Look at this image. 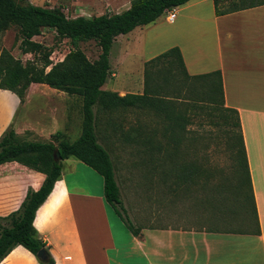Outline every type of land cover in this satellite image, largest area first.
<instances>
[{
	"label": "crops",
	"instance_id": "crops-1",
	"mask_svg": "<svg viewBox=\"0 0 264 264\" xmlns=\"http://www.w3.org/2000/svg\"><path fill=\"white\" fill-rule=\"evenodd\" d=\"M207 6L210 13H205ZM177 8L173 22L165 19L170 24L165 30L160 27L162 16L117 37L111 50L115 58L110 57L117 78L109 83L111 88H104L120 95L143 93L146 62L175 46L190 74L221 71L226 106L237 109L241 119L255 224L237 220L231 211L234 201L223 212L212 209L201 222L180 203L173 221L160 209L157 222L136 221L135 234L117 211L119 219L112 218L104 177L70 157L62 160V177L34 220L54 264H264V5L223 15L215 13L214 0H191ZM60 98L63 104L56 115L61 118L70 97ZM21 108L15 92L0 88V137L13 128L23 139L53 142L57 131L51 132L41 120L18 123ZM71 131L63 129L74 141ZM45 177L19 162L0 165V216L17 210L28 189L38 190ZM0 264L41 263L20 245Z\"/></svg>",
	"mask_w": 264,
	"mask_h": 264
},
{
	"label": "trees",
	"instance_id": "trees-1",
	"mask_svg": "<svg viewBox=\"0 0 264 264\" xmlns=\"http://www.w3.org/2000/svg\"><path fill=\"white\" fill-rule=\"evenodd\" d=\"M189 1L133 0L131 6L120 13L69 17L61 7L37 5L28 0H0V31L17 27L22 51L43 53L45 58L44 67L33 63L24 65L4 49L0 53V88L12 90L21 102H24L33 83L47 84L82 98V133L74 141L65 132L58 131L53 135V142H33L19 137L13 128L5 130L0 137V165L15 161L46 176L38 190L28 189L17 210L0 216V263L19 245L33 253L41 264L55 263L51 254L48 260L38 257L41 249L48 251V248L34 220L38 209L62 177V160L70 157L84 162L104 177L107 203L115 208L130 230L138 234L124 215L125 207L112 154L99 139L103 123L106 138L110 128L116 133L121 130L122 114L127 110H148L165 123L161 139L159 129L150 127L149 123H140L123 131L126 139L142 145L154 167L160 163L157 162L158 154L163 152L166 158L175 155L166 146L169 142L183 140L193 112H199L204 107L219 112L224 123L237 129L233 131L230 147L235 167L239 169L243 165L247 171L254 203L241 119L237 109L226 106L221 71L190 74L180 48L175 46L146 62L143 93L120 95L117 91L104 88L111 74L110 54L117 37L128 34L136 27L149 25L166 11ZM221 1L214 0L217 15L264 5V0H237L222 8ZM43 29L54 30L58 39H69L74 44V49L62 61L53 63L50 57L54 49L34 39L42 34ZM89 40H95L101 49L96 61H91L78 46L79 42ZM162 138L165 139V146ZM57 150L61 153V160L56 158ZM170 171H176L180 178L187 179L202 174L204 169L199 164H191L183 165L180 170L174 166Z\"/></svg>",
	"mask_w": 264,
	"mask_h": 264
},
{
	"label": "rangeland",
	"instance_id": "rangeland-1",
	"mask_svg": "<svg viewBox=\"0 0 264 264\" xmlns=\"http://www.w3.org/2000/svg\"><path fill=\"white\" fill-rule=\"evenodd\" d=\"M28 1L37 5L61 7L69 17L79 15L91 17L104 13H120L128 9L133 0ZM234 1L237 0H222L221 7H228L229 3ZM210 12L211 8L207 6L205 13ZM161 21L163 24L160 27L165 30L170 24L165 21L164 16ZM34 39L54 49L50 57L53 63L62 61L74 49V44L69 39H58L56 32L51 29H43L42 34L35 36ZM20 44L21 38L17 27L12 26L7 30L0 31V53L6 49L15 58L20 59L24 65L33 63L38 67L45 66L43 53H24ZM78 46L91 61H96L99 58L101 49L95 40L81 41ZM112 56L115 58L111 54L112 59ZM47 69L49 70L50 66ZM116 78L111 72L105 86L111 88L109 83ZM30 87L24 102H22V108L17 118L18 123L25 125L32 119L34 121L41 120L49 127V130H52L51 132L63 131V129L71 127L72 140H76L82 133V98L78 95H69L46 84H39V86L31 89ZM62 93L65 96H61ZM60 97H64V99L70 97L65 115L61 118L56 115L57 110H60L61 104H63ZM198 111L191 112V122L187 126L188 133L183 136V140L181 142H169L166 146V149L174 151L175 155L172 158H166L163 157V152L158 154L157 162L160 163L157 167H154V163L148 160L142 145L126 139L123 131L130 130L131 127H136L140 123H149L150 127L159 129L161 139L165 123L160 117L148 110H127L122 114L124 118L121 130L116 133L110 128L107 138L102 128L104 123L101 124L99 139L112 154L116 179L120 185L125 207L124 215L128 223H132L135 228L136 221L138 223L144 220L157 222L160 209L161 212L165 211L168 220L173 221L176 212L180 210V203L188 206L187 212L196 213L201 222L202 217L211 212L212 209L214 213L227 210L229 206L227 204L231 201H234L231 211L235 213V217L242 222V225L255 224V210L247 171L243 165L239 169L235 167V158L230 147L232 135H234L233 131L236 128L224 123L217 111L209 110L206 107ZM162 143L165 146L166 142L163 138ZM191 164H199L204 169L202 174L183 179L178 176L176 171H170L174 166L180 170L183 165ZM181 172L180 174H182ZM81 176L84 181L89 180L91 186L95 185L90 177ZM75 181L76 178L71 179L72 183ZM72 183H70L71 186L74 185ZM91 186L89 188H92ZM224 202L226 204H223ZM108 206L112 218L119 219L116 216L115 208L110 204ZM126 226L128 227L127 224ZM128 230H130L129 227Z\"/></svg>",
	"mask_w": 264,
	"mask_h": 264
},
{
	"label": "built area",
	"instance_id": "built-area-1",
	"mask_svg": "<svg viewBox=\"0 0 264 264\" xmlns=\"http://www.w3.org/2000/svg\"><path fill=\"white\" fill-rule=\"evenodd\" d=\"M177 12H178V8L174 7L172 9L166 11V13L163 16L165 17V19L167 21L173 22L176 19Z\"/></svg>",
	"mask_w": 264,
	"mask_h": 264
},
{
	"label": "water",
	"instance_id": "water-1",
	"mask_svg": "<svg viewBox=\"0 0 264 264\" xmlns=\"http://www.w3.org/2000/svg\"><path fill=\"white\" fill-rule=\"evenodd\" d=\"M56 158L59 159V160H61V153H60L59 150L56 151ZM38 257H39L40 259H42V260H48V258H49V253H48V251H47L45 248H43V249H41V250L39 251V253H38Z\"/></svg>",
	"mask_w": 264,
	"mask_h": 264
}]
</instances>
